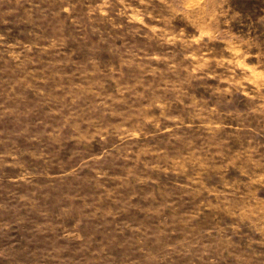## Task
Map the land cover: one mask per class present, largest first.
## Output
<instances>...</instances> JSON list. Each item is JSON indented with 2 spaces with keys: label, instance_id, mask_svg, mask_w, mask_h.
Segmentation results:
<instances>
[{
  "label": "rangeland",
  "instance_id": "374dc122",
  "mask_svg": "<svg viewBox=\"0 0 264 264\" xmlns=\"http://www.w3.org/2000/svg\"><path fill=\"white\" fill-rule=\"evenodd\" d=\"M0 264H264V0H0Z\"/></svg>",
  "mask_w": 264,
  "mask_h": 264
}]
</instances>
